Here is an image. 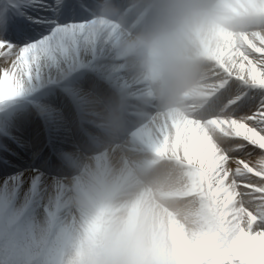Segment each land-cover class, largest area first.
<instances>
[{
  "label": "snow or ice",
  "instance_id": "6c2138e0",
  "mask_svg": "<svg viewBox=\"0 0 264 264\" xmlns=\"http://www.w3.org/2000/svg\"><path fill=\"white\" fill-rule=\"evenodd\" d=\"M98 4L0 0V264H53L47 226L68 165L104 145L97 107L123 136L151 127L178 150L196 225L168 264H264V0H229L238 23L210 56L203 105L171 123L154 87L125 72L121 26Z\"/></svg>",
  "mask_w": 264,
  "mask_h": 264
},
{
  "label": "bare ground",
  "instance_id": "6f19581e",
  "mask_svg": "<svg viewBox=\"0 0 264 264\" xmlns=\"http://www.w3.org/2000/svg\"><path fill=\"white\" fill-rule=\"evenodd\" d=\"M204 95L201 91L194 105H182L178 114L165 113L169 122L198 114ZM98 122L111 137L119 134L112 131L113 120L98 116ZM30 129L43 137L38 123ZM104 147L84 162L74 156L68 165L69 173L78 175L62 182L55 202L58 212L47 226L56 247L53 264H105L117 257L126 258L127 264H168L185 230L196 225L178 150L171 145L165 149L151 127L135 141L128 137L120 145Z\"/></svg>",
  "mask_w": 264,
  "mask_h": 264
},
{
  "label": "clouds",
  "instance_id": "9594fccd",
  "mask_svg": "<svg viewBox=\"0 0 264 264\" xmlns=\"http://www.w3.org/2000/svg\"><path fill=\"white\" fill-rule=\"evenodd\" d=\"M228 3L229 0H99L96 12L105 21L121 26L113 51L127 75L149 82L157 99L171 106L201 87L210 56L222 44L221 34L237 26ZM96 116L109 121L115 118L100 112H95L93 117ZM93 120L97 133L109 131ZM105 264H127V260L117 257Z\"/></svg>",
  "mask_w": 264,
  "mask_h": 264
},
{
  "label": "rangeland",
  "instance_id": "374dc122",
  "mask_svg": "<svg viewBox=\"0 0 264 264\" xmlns=\"http://www.w3.org/2000/svg\"><path fill=\"white\" fill-rule=\"evenodd\" d=\"M97 263H99V262H97Z\"/></svg>",
  "mask_w": 264,
  "mask_h": 264
}]
</instances>
